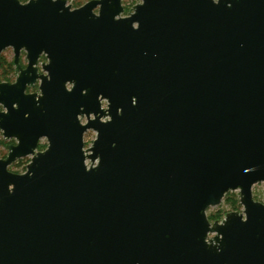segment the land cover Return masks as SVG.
I'll list each match as a JSON object with an SVG mask.
<instances>
[{
	"label": "water",
	"instance_id": "obj_1",
	"mask_svg": "<svg viewBox=\"0 0 264 264\" xmlns=\"http://www.w3.org/2000/svg\"><path fill=\"white\" fill-rule=\"evenodd\" d=\"M138 1L0 0V264H264V0Z\"/></svg>",
	"mask_w": 264,
	"mask_h": 264
},
{
	"label": "rangeland",
	"instance_id": "obj_2",
	"mask_svg": "<svg viewBox=\"0 0 264 264\" xmlns=\"http://www.w3.org/2000/svg\"><path fill=\"white\" fill-rule=\"evenodd\" d=\"M67 1H68V4L72 6V8H77L75 6L76 3H79L80 6H82L83 4H85L86 2H88L90 0H67ZM138 2H139L138 0H123L122 3H123L125 10H124V13L122 14V16H127L132 11L133 6L136 5ZM2 55L8 61H12L13 57H14L13 50L11 48H7L5 51H3ZM42 59H41V61H43V62L46 61V60H42ZM40 70H41V67H40ZM40 72H42V71H40ZM11 76H12L11 77L12 79H15L14 74H12ZM84 121H86V119H84ZM95 136H96V134L93 131H88L85 134V138H84L85 147H89L92 144L93 140L95 139ZM0 138H2V132L1 131H0ZM8 142L12 143L11 141H8ZM44 145H46V147H47V140H45V139H43L41 141L40 147L42 148V147H44ZM41 148H40V150H41ZM6 153H7L6 147L1 146L0 147V154L5 155ZM29 161H30V157L23 158V159L19 160L18 162L11 164L8 169L14 173H23L26 171V167H27ZM87 164H90V162L87 161ZM253 198L258 202L264 203V183L256 184L253 187ZM233 200L234 201L239 200L238 204L234 207V208H236L235 210H231V209H233V207H232V204L230 202ZM231 211H239V212L243 211V207L240 204V193H239V191L229 192L223 198V200L219 206L210 207L207 210V216L211 222H214L217 220H214V219L212 220L210 217H212L213 215L219 214L221 217L219 218L218 221H221L225 217V215Z\"/></svg>",
	"mask_w": 264,
	"mask_h": 264
},
{
	"label": "flooded vegetation",
	"instance_id": "obj_3",
	"mask_svg": "<svg viewBox=\"0 0 264 264\" xmlns=\"http://www.w3.org/2000/svg\"><path fill=\"white\" fill-rule=\"evenodd\" d=\"M78 8V7H77ZM14 58V57H13ZM43 58V59H42ZM41 59L42 60H46L45 62L47 63L48 62V60H47V58H45V56H41V58H40V60H39V70H40V67H41V65H42V63H45V62H43V61H41ZM12 62H13V60H12ZM20 63H21V65H22V68H26L27 67V63H28V61H27V58H26V52L25 51H21V54H20ZM1 67V66H0ZM40 71H42V70H40ZM12 74H14L15 75V79H10V80H0V82H9V83H14L15 81H16V78H17V75H18V73L16 72V67H15V65H14V63H13V73ZM39 86H40V81L39 80H37L35 83H34V85H28L27 87H26V89H25V91H24V94L25 95H29V94H40V90H39ZM69 87V86H68ZM79 118H80V121L82 122L84 119H86V117L84 116V117H81V116H79ZM87 122V119H86V121H85V123ZM85 123H83V124H85ZM1 131V130H0ZM2 132V131H1ZM43 139H45V140H47L46 138H42L40 141H39V146H38V151H43V150H45L46 149V145H44V147H40V143H41V141L43 140ZM8 141H11L12 143H9ZM3 142H6L5 143V145H3ZM18 143V139L17 138H12V139H10V140H6L4 137H3V134H2V138H0V147L1 146H4V147H6V149H7V147H8V145H16ZM48 143V142H47ZM40 148H41V150H40ZM7 153H8V149H7ZM7 153L5 154V155H1L0 154V158H5L6 156H7ZM26 158V157H25ZM21 159H23V158H20V159H17L14 163H16V162H18L19 160H21ZM30 160H31V157H30ZM30 162V161H29ZM13 164V163H12ZM26 169H27V167H26ZM24 173V172H23Z\"/></svg>",
	"mask_w": 264,
	"mask_h": 264
},
{
	"label": "trees",
	"instance_id": "obj_4",
	"mask_svg": "<svg viewBox=\"0 0 264 264\" xmlns=\"http://www.w3.org/2000/svg\"><path fill=\"white\" fill-rule=\"evenodd\" d=\"M21 2H26L28 0H20ZM76 7H79L80 4L76 3L75 4ZM13 73V62L12 61H8L3 55H1V67H0V80H10L11 79V75ZM6 142H3V145H5ZM239 200H233L230 203L232 204L233 209L231 210H235L236 208H234L237 204H238ZM221 216L219 214L213 215L212 217H210L212 220H219Z\"/></svg>",
	"mask_w": 264,
	"mask_h": 264
},
{
	"label": "built area",
	"instance_id": "obj_5",
	"mask_svg": "<svg viewBox=\"0 0 264 264\" xmlns=\"http://www.w3.org/2000/svg\"><path fill=\"white\" fill-rule=\"evenodd\" d=\"M106 106H107V103L103 102V107H106ZM82 123H85V121L83 120Z\"/></svg>",
	"mask_w": 264,
	"mask_h": 264
}]
</instances>
